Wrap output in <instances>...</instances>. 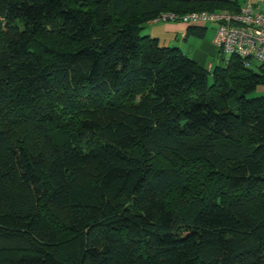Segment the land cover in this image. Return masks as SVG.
I'll return each mask as SVG.
<instances>
[{
    "label": "trees",
    "instance_id": "1",
    "mask_svg": "<svg viewBox=\"0 0 264 264\" xmlns=\"http://www.w3.org/2000/svg\"><path fill=\"white\" fill-rule=\"evenodd\" d=\"M220 10L239 11L0 0V264H264V63L219 50L207 70L143 35Z\"/></svg>",
    "mask_w": 264,
    "mask_h": 264
},
{
    "label": "built area",
    "instance_id": "2",
    "mask_svg": "<svg viewBox=\"0 0 264 264\" xmlns=\"http://www.w3.org/2000/svg\"><path fill=\"white\" fill-rule=\"evenodd\" d=\"M155 21L179 22L187 26L212 24L214 45L226 56H237L264 63V13L251 3L237 12H191L185 15L168 12Z\"/></svg>",
    "mask_w": 264,
    "mask_h": 264
},
{
    "label": "crops",
    "instance_id": "3",
    "mask_svg": "<svg viewBox=\"0 0 264 264\" xmlns=\"http://www.w3.org/2000/svg\"><path fill=\"white\" fill-rule=\"evenodd\" d=\"M233 1V0H232ZM237 2L238 9L242 8L246 2L251 3L261 13H264V0H235ZM216 12H229L227 10H220ZM164 25L163 28H157ZM210 26V30L206 27ZM198 29H203V37L198 38L193 35H188L187 30L189 26L179 22H160L151 21L144 26L143 35H148L152 38L163 43L165 46H177L183 53L190 57L199 66L211 70L215 65L211 62V59H220V51L214 45L215 27L212 24H198L194 25ZM183 34L182 42L177 41V36ZM166 35H173L175 39L171 42L166 38ZM189 38H195L197 40L190 41Z\"/></svg>",
    "mask_w": 264,
    "mask_h": 264
},
{
    "label": "rangeland",
    "instance_id": "4",
    "mask_svg": "<svg viewBox=\"0 0 264 264\" xmlns=\"http://www.w3.org/2000/svg\"><path fill=\"white\" fill-rule=\"evenodd\" d=\"M164 27V25H162V26H160V27H157V28H163ZM208 30H210V26L208 25L207 27H206ZM166 38L167 39H169L171 42H174L175 41V39L173 40V38H174V36L173 35H171V36H167L166 35ZM182 38H183V34H181L180 35V37L179 36H177V41L178 42H182L181 40H182ZM188 40H190V41H193V40H197V39H195V38H189ZM161 43H163V42H161ZM51 46H53V47H55V48H61V49H69L71 46L70 45H68V43H66L65 41H62V40H58V39H55V38H53V37H50V36H43V37H40V38H38V40H36V42H35V45L33 46V49H35V50H42V49H45L44 47H46V48H48V47H51ZM72 48V47H71ZM224 57H225V61L227 60V58H228V56H226V55H224ZM211 62L216 66V65H219V64H221L222 62L220 61V59H218V58H216V59H211ZM260 96H264V86H260V87H258L249 97H260ZM173 200V199H172ZM257 203H254V204H252V205H249L246 209L247 210H249V212H250V216L252 217V218H255L257 215L256 214H259V216H257L258 218L262 215V212H261V209L263 208V206H261V202H259V201H256ZM248 212V211H247ZM55 216L56 215H53V217H52V220L54 221V222H57L56 221V218H55ZM4 223H6V221L4 222ZM13 224V223H12ZM40 228L41 229H43V230H49V231H52V227H51V225L49 224V222L47 221V220H43V221H41L40 222ZM62 231L61 230H59V238L61 239V237H62ZM63 240H66V238H64V239H62V241ZM63 246V244L60 246V247H62ZM60 247H59V250H60Z\"/></svg>",
    "mask_w": 264,
    "mask_h": 264
}]
</instances>
